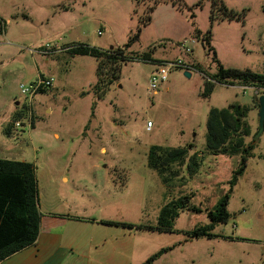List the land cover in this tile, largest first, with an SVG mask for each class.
Masks as SVG:
<instances>
[{
	"label": "rangeland",
	"instance_id": "374dc122",
	"mask_svg": "<svg viewBox=\"0 0 264 264\" xmlns=\"http://www.w3.org/2000/svg\"><path fill=\"white\" fill-rule=\"evenodd\" d=\"M222 1L236 18L213 21V0H180L158 5L147 24L151 5L144 0H0V159L34 164L42 186L77 169L115 180L117 223L157 227L164 205L189 197L173 233L120 228L122 264H143L173 246L154 264H264V132L255 142L260 96L225 84L204 95L218 63L264 75V0ZM79 45L122 49L131 58L102 99L95 89L100 60L68 52ZM146 53L154 61L183 60L191 77L175 70L150 92L158 64L141 61ZM39 77L54 78V86L31 100L23 96L20 86ZM234 104L249 109L246 145L254 149L231 194L230 219L216 226V237L195 238L191 233L211 223L208 214L229 193L243 156L207 150L210 111ZM153 146L188 149L184 165L172 164L178 174H168L167 184L148 166Z\"/></svg>",
	"mask_w": 264,
	"mask_h": 264
},
{
	"label": "trees",
	"instance_id": "16d2710c",
	"mask_svg": "<svg viewBox=\"0 0 264 264\" xmlns=\"http://www.w3.org/2000/svg\"><path fill=\"white\" fill-rule=\"evenodd\" d=\"M151 5L148 8L146 23L151 22L150 14L161 3L171 1L174 5H180V0H144ZM212 20L234 19L237 13L230 11L222 0H213ZM219 9L222 15L217 16ZM219 11V12H220ZM1 27L3 22L0 20ZM3 28V27H2ZM210 44V35L205 37ZM130 47V44L127 45ZM73 55L91 56L100 60L97 69L98 82L96 91L101 92L99 98L102 99L114 81L120 79V71L123 63L131 60L126 57L125 50L112 49L102 51L88 46L79 45L68 49ZM216 59V56H215ZM141 61L155 62L161 64L164 61H154L152 53L142 55ZM108 65L107 71L106 66ZM218 71L213 78H208L205 82L204 95L210 96L216 84L229 86L248 85L258 89H264V75L248 70L235 68H225L218 63ZM105 70V71H104ZM192 69H188L190 72ZM47 91V90H46ZM45 92V91H42ZM256 104L260 107L258 98ZM249 109L239 104L231 105L224 109H212L207 120V150L214 155L233 156L243 153L240 165L234 171L229 181L230 189L218 203L215 211L208 214L211 223L197 228L191 235L195 238H214L213 231L218 224L226 223L230 219L227 210L231 194L234 192L240 178L247 168L248 156L254 149V145H246V138L251 135V128L246 119ZM34 126V123H33ZM187 148L168 149L153 146L148 156V166L159 172L164 184L168 183L167 175L178 174L177 170L171 168L176 163L184 165L186 163ZM195 164V162H194ZM194 166H198L196 163ZM198 168V167H197ZM170 171V172H169ZM189 197H181L173 200L161 209L157 227L138 226L130 223H117L103 221L106 225L121 227L127 230H141L145 232H158L170 234L174 232L173 224L180 216V211L188 205ZM200 211L199 208H191ZM42 214L39 210V184L37 169L34 164L24 161L0 159V263L16 253L36 244L41 229ZM175 246L164 248L152 255L143 264H154L164 254L174 250Z\"/></svg>",
	"mask_w": 264,
	"mask_h": 264
},
{
	"label": "crops",
	"instance_id": "0c3cea01",
	"mask_svg": "<svg viewBox=\"0 0 264 264\" xmlns=\"http://www.w3.org/2000/svg\"><path fill=\"white\" fill-rule=\"evenodd\" d=\"M113 182L80 169L46 186L38 182V240L0 264H122L121 227L103 223L115 222L121 208L120 186Z\"/></svg>",
	"mask_w": 264,
	"mask_h": 264
},
{
	"label": "built area",
	"instance_id": "2783aa9c",
	"mask_svg": "<svg viewBox=\"0 0 264 264\" xmlns=\"http://www.w3.org/2000/svg\"><path fill=\"white\" fill-rule=\"evenodd\" d=\"M181 48L187 54H190L192 52V50L186 44L182 45ZM178 69L187 72L188 69H193V68L191 66L186 65L181 59L166 60L163 63L158 64L156 71L153 73L149 81L150 92L156 94L162 85L168 83L171 73ZM54 82H55L54 78L45 79L39 77L37 81H35L29 86H26L24 84L21 85L20 91L23 96L31 100L37 93L51 89L54 86ZM238 87L241 90H243L244 93H247V91L249 90H253L256 96L264 95V89H258L256 87L248 86V85H238ZM32 125H33V116L30 113L29 119L26 123V127L31 129ZM16 127L21 128L23 127V125L22 123L17 122ZM151 127H152V123L149 122L148 128L151 129Z\"/></svg>",
	"mask_w": 264,
	"mask_h": 264
},
{
	"label": "water",
	"instance_id": "95a60500",
	"mask_svg": "<svg viewBox=\"0 0 264 264\" xmlns=\"http://www.w3.org/2000/svg\"><path fill=\"white\" fill-rule=\"evenodd\" d=\"M113 49V48H112ZM111 49V50H112ZM188 77H191V74L189 72L185 73ZM259 105H260V112H259V118H260V131L258 132L257 136L255 137V142L258 141L259 137L264 132V95L260 96L258 99Z\"/></svg>",
	"mask_w": 264,
	"mask_h": 264
}]
</instances>
